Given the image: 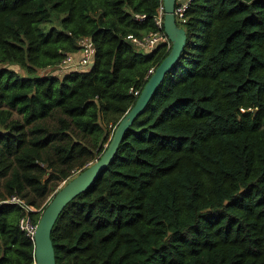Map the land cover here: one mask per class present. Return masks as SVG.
Here are the masks:
<instances>
[{
    "label": "trees",
    "instance_id": "16d2710c",
    "mask_svg": "<svg viewBox=\"0 0 264 264\" xmlns=\"http://www.w3.org/2000/svg\"><path fill=\"white\" fill-rule=\"evenodd\" d=\"M161 4L0 0V264H35L22 210L4 201L44 210L168 55L126 40L157 30ZM185 18L178 62L58 217L56 264H264V0H192ZM86 38L91 68L58 73Z\"/></svg>",
    "mask_w": 264,
    "mask_h": 264
},
{
    "label": "water",
    "instance_id": "95a60500",
    "mask_svg": "<svg viewBox=\"0 0 264 264\" xmlns=\"http://www.w3.org/2000/svg\"><path fill=\"white\" fill-rule=\"evenodd\" d=\"M176 0H162L164 12L163 31L171 43L166 58L148 78L132 108L123 116L115 128L106 149L97 160L81 169L74 177L52 195L39 216L34 235L35 264H56L51 240L53 227L65 206L75 197L85 192L97 176L112 161L124 132L141 114L168 73L178 62L186 44V31L180 27L174 16Z\"/></svg>",
    "mask_w": 264,
    "mask_h": 264
},
{
    "label": "built area",
    "instance_id": "2783aa9c",
    "mask_svg": "<svg viewBox=\"0 0 264 264\" xmlns=\"http://www.w3.org/2000/svg\"><path fill=\"white\" fill-rule=\"evenodd\" d=\"M192 0H176L174 8V16L178 25L185 23V13L188 10ZM136 20H144V15H134ZM163 19L164 12L162 4L157 10V15L154 18V24L157 28L156 31L150 32L140 38L128 35L126 40L132 43L136 49L141 52L152 51L161 44H164L169 50L171 48V43L168 40L163 30ZM79 52L77 54L69 53L65 54L64 59L61 61L60 65L57 67V71L60 74L70 73V72H82L89 70L94 61L95 50L93 43L90 38L81 39L79 41ZM154 73L153 69L148 71L147 78H149ZM140 93L138 91L134 92V95L138 96ZM4 203L18 205L21 210V216L19 218L18 224L19 229L32 241L34 240V235L37 229V223L34 221V217L31 213L36 214L42 213L43 210L35 209L34 207L28 205L23 199L17 195L9 197ZM40 216V215H39Z\"/></svg>",
    "mask_w": 264,
    "mask_h": 264
},
{
    "label": "rangeland",
    "instance_id": "374dc122",
    "mask_svg": "<svg viewBox=\"0 0 264 264\" xmlns=\"http://www.w3.org/2000/svg\"><path fill=\"white\" fill-rule=\"evenodd\" d=\"M12 68H13V67H12ZM14 69L17 70V71H19L16 67H14ZM50 72H52V71L45 70V71H41L40 74H42V75H43V74H49ZM52 73H53V74H54V73H55V74H58V73H56V72H52ZM64 183H65V182H61L60 185L58 186V188L62 187V186L64 185ZM51 197H52V196H51ZM51 197H50V198H51Z\"/></svg>",
    "mask_w": 264,
    "mask_h": 264
}]
</instances>
